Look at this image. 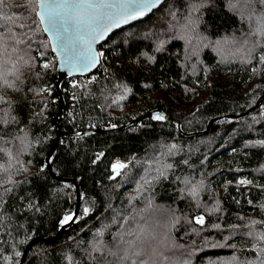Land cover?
Segmentation results:
<instances>
[{"label": "trees", "instance_id": "16d2710c", "mask_svg": "<svg viewBox=\"0 0 264 264\" xmlns=\"http://www.w3.org/2000/svg\"><path fill=\"white\" fill-rule=\"evenodd\" d=\"M36 13L35 0L0 6V15L15 21L6 26L18 38L31 37L29 64L17 63L20 79L9 77L11 88L0 82V165L7 169L0 180L14 182L0 187V264H19L28 242L53 236L76 203L74 184L53 176L45 162L60 100L56 58ZM262 15L264 6L247 0H164L99 45L91 75L75 87L61 83L79 96L76 123L97 117L117 126L156 109L174 120L146 116L115 130L62 136L50 163L80 184L79 212L54 242L35 243L24 264L264 260V241L248 235L264 233V99L244 116L213 121L204 134L181 132L240 112L264 93ZM60 90L65 106L57 122L75 134L68 91ZM116 157L130 164L112 176ZM118 247L126 260L108 254Z\"/></svg>", "mask_w": 264, "mask_h": 264}, {"label": "snow or ice", "instance_id": "6c2138e0", "mask_svg": "<svg viewBox=\"0 0 264 264\" xmlns=\"http://www.w3.org/2000/svg\"><path fill=\"white\" fill-rule=\"evenodd\" d=\"M247 2L264 6V0H247ZM35 3L40 9L36 13L39 23L45 25L44 31L52 33L56 39L57 49L61 51L69 71L79 69L83 72L93 67L98 60V57L93 53L92 43L103 38L114 26L118 27L121 23H127L129 20L144 16L160 4L161 0H35ZM4 4L5 0H0V6ZM0 21H2L0 22V82L4 87L11 88L14 86V81H10L9 77H14L15 80L20 79L17 68L18 61H24V64L28 65L29 59H31H25L31 49V43H29L31 37H28L27 40L18 38V34L13 28L6 26L9 21L15 24L12 16L0 15ZM258 23H261V27L257 29V32L264 34V15L260 17ZM19 27L24 29L25 27L30 28L31 25L21 24ZM20 44H25L26 47L21 50L17 47ZM21 52L23 54H20ZM13 54H16L15 60H13ZM48 66L47 63L42 65L44 68ZM154 118L164 119L159 114ZM0 151H5V149L0 148ZM127 167V164L121 162H116L111 166L115 175H120L121 170ZM167 167L171 168L172 166L167 165ZM0 170L7 171L2 165H0ZM5 183L13 184L14 182L11 179L0 180V187H3ZM241 183H246V181H241ZM5 190L10 191L11 189ZM88 211V208L84 209L85 214ZM72 219L73 216L69 214L64 217L62 223L66 224ZM196 222L202 224L203 217H198ZM257 223L260 222L252 221L253 225ZM248 235L257 241H264V233L249 232ZM120 239L123 240L122 235ZM93 250L100 251L99 247H94ZM260 251L264 252V248H260ZM108 254L120 261L127 259L126 255L120 256L119 247L117 251L109 250ZM140 264H146V262L141 261ZM248 264H254V262H248ZM260 264H264V260H261Z\"/></svg>", "mask_w": 264, "mask_h": 264}, {"label": "water", "instance_id": "95a60500", "mask_svg": "<svg viewBox=\"0 0 264 264\" xmlns=\"http://www.w3.org/2000/svg\"><path fill=\"white\" fill-rule=\"evenodd\" d=\"M163 1L164 0H161V3ZM160 4H158L156 7H158ZM155 8H153V9H155ZM152 10L149 11L148 13H146L145 15L149 14L150 12H152ZM39 11H40V9L37 7V12H39ZM144 16L138 17L137 19L129 20L127 23H121L118 27L114 26L112 28V30L110 32H108L103 38L98 39L94 43H92L91 47H92L93 53L98 57V60H97V62L95 63V65L93 67H91V68H89V69H87V70H85L83 72H81L79 69H75V70L69 71V67L66 65L65 60L62 57L61 51L57 49V41H56V39L53 37L52 33L44 31L47 34L48 38H49L50 45H51V48H52V52H53V54H54V56L56 58V72H57L56 84H57V88H58V92H59V100H60V104H59V108L57 110V114L53 117V122L57 125L58 128H57L56 136H55V138H54V140L52 142V146L50 147V149H49V151H48V153H47V155L45 157V162H46L47 169L49 170V172L53 176H55L56 178H58L60 180H63V181H70V182H72L74 184L75 192H76V203H75V208H74L73 212L71 213V215L73 216V219L71 221H69L68 223H66V224L62 223L57 228V230H56V232H55V234L53 236H50V237L35 236V237H33L28 242L26 247L23 249V252H22L21 257H20L19 264H24L25 263L27 253H28L29 249L35 243L41 242V241L49 242V243L54 242L57 239V237L59 236V234L66 227L71 226L76 221V216H77V214L79 212V207H80V197H81L80 188H81V186L77 182V180H75L74 178H70V177H67V176L66 177H62V176L57 175L53 171V169L51 167V163H50V156H51L52 152L54 151L59 139L62 136H66V135L79 136L81 134L88 133V132H91V131L103 132V131L115 130L117 128H122V127H126V126H129V125H132V124L138 122L139 120H141L143 117L150 116V117L154 118L158 114L163 116L165 119L167 118V119L174 120V118L171 117L170 115H168L163 109H156V110H151V111L144 112L143 114H140V115L136 116L135 118L131 119L130 121H128L126 123H123V124H120V125H117V126L115 125V126L106 127V128L85 129V130H81L77 134H73V133H71L69 131L62 130L60 125H59V123L57 122V118L62 115L64 106H65V100H64L63 94H62V92L60 90L61 82L67 76H71V75H85V74H90L91 72L95 71L97 69V67L99 66L100 61H101V55H100V52H99V45L102 42H104L113 31L118 30V29H120V28H122V27H124V26H126V25H128L130 23H132V22H135V21L141 19ZM41 26H42V28L44 30L45 25L41 24ZM263 99H264V93H261L256 98L255 102L251 106H249L248 108H246V109H244V110H242L240 112H237V113H224V114L212 116L211 118L208 119V121L206 122L204 128L199 129V130L181 131V132L185 136L192 135V134H204V133H206L209 130V126H210V124L213 121H215L217 119H220L222 117L237 118V117H240V116H244L247 113H249L252 110H254L255 108H257ZM176 123H177L179 129L181 130L179 121L176 120Z\"/></svg>", "mask_w": 264, "mask_h": 264}, {"label": "built area", "instance_id": "2783aa9c", "mask_svg": "<svg viewBox=\"0 0 264 264\" xmlns=\"http://www.w3.org/2000/svg\"><path fill=\"white\" fill-rule=\"evenodd\" d=\"M92 73H90L91 75ZM85 75H71V76H67L61 83H63L65 80L67 81L68 85H74L75 83H77L80 79V77H84ZM60 88L62 90H66L68 91L69 94V100H68V113H69V117L71 119L72 126H73V132L75 134H77L78 132H80L82 129L84 128H90V129H97V128H106V127H111V126H115V122L112 119L109 118H91L88 119L87 121L82 122H78L76 123V111L79 110L80 114L82 113V111L80 110L79 105L77 104V102H79V96L77 94L76 91L73 90H67L66 87H64L63 85L60 84ZM79 113V112H78ZM82 115V114H81ZM116 162H121V163H125L127 165L130 164V160H125L122 159L120 157H116L112 160L111 162V166L112 164L116 163ZM112 170V168H111ZM123 170H121V174L123 173ZM112 176H118L115 175L114 172L112 171Z\"/></svg>", "mask_w": 264, "mask_h": 264}, {"label": "rangeland", "instance_id": "374dc122", "mask_svg": "<svg viewBox=\"0 0 264 264\" xmlns=\"http://www.w3.org/2000/svg\"><path fill=\"white\" fill-rule=\"evenodd\" d=\"M78 83V82H77ZM200 95H197L195 98H193V99H191L189 102H188V104H187V107H190V106H195L197 103H198V101H199V97ZM85 129H90V128H84V129H82V130H85ZM69 215V214H68ZM67 216V215H66Z\"/></svg>", "mask_w": 264, "mask_h": 264}]
</instances>
